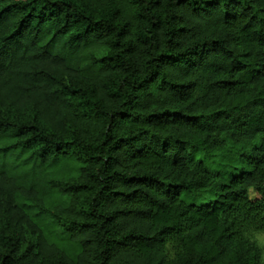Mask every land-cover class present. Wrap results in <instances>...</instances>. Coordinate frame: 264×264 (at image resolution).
Segmentation results:
<instances>
[{"label":"trees","instance_id":"obj_1","mask_svg":"<svg viewBox=\"0 0 264 264\" xmlns=\"http://www.w3.org/2000/svg\"><path fill=\"white\" fill-rule=\"evenodd\" d=\"M261 232L264 0H0V264H264Z\"/></svg>","mask_w":264,"mask_h":264},{"label":"rangeland","instance_id":"obj_2","mask_svg":"<svg viewBox=\"0 0 264 264\" xmlns=\"http://www.w3.org/2000/svg\"><path fill=\"white\" fill-rule=\"evenodd\" d=\"M251 195H254V192L251 191ZM256 239L258 240V242L260 243V245L263 246L264 248V232L258 233L256 234Z\"/></svg>","mask_w":264,"mask_h":264}]
</instances>
